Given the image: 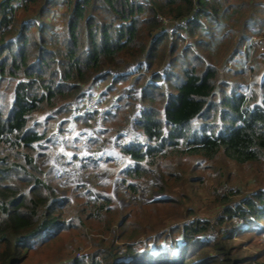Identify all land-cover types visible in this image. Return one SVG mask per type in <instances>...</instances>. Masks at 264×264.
Wrapping results in <instances>:
<instances>
[{"label":"trees","instance_id":"16d2710c","mask_svg":"<svg viewBox=\"0 0 264 264\" xmlns=\"http://www.w3.org/2000/svg\"><path fill=\"white\" fill-rule=\"evenodd\" d=\"M57 6L63 8L60 28L48 18ZM163 19L169 21L166 26ZM180 21L185 26L175 27L170 42L166 28ZM263 26L264 0H0V264H84L57 260L64 242L58 243L64 232L74 230V220L82 226L92 217L90 201H82L69 218L68 209L79 204V190L60 197L52 182L57 167L41 162L48 150L59 147L61 124L71 121L85 91L99 79L109 92L123 83L125 91L141 93L132 101L120 92L121 104L112 106L121 115L110 109L103 116V122H119L136 105L140 110L136 132L143 141L131 131L130 140L118 143L124 166L116 177L135 206L144 195H161L142 205V226L135 234L127 233L133 207L125 215L118 208L111 211L106 229L117 220L124 249L114 239H98L91 263L264 264V248L256 256H241V246L233 252L231 239L233 232L264 239V188L233 206L232 198H221L218 204L225 209L219 224L228 227L227 239L208 237L209 223L200 219L163 232V220L149 215L154 204L174 200L168 177L177 175L176 163L185 156L197 164L220 158L239 167L257 166L264 184V76L246 93L250 83L244 68L256 45L249 35ZM223 43L227 61L251 44L242 52L244 65L225 69L227 78L214 67V52ZM133 65L137 72L125 73ZM39 114L46 116L39 119ZM97 116L94 111L79 119L85 125L93 120L86 144H97L94 150L110 130L121 139L125 124L97 127ZM55 123L59 130L53 131ZM77 142L66 144L73 158ZM99 162L89 157L80 166L93 177L100 164H108ZM140 236L146 240L133 244ZM56 242V258L39 260L37 251L50 250Z\"/></svg>","mask_w":264,"mask_h":264},{"label":"rangeland","instance_id":"374dc122","mask_svg":"<svg viewBox=\"0 0 264 264\" xmlns=\"http://www.w3.org/2000/svg\"><path fill=\"white\" fill-rule=\"evenodd\" d=\"M53 10L54 12L50 13L48 18L54 21L56 26L60 28L62 24L59 14L63 8L57 6L55 9L53 8ZM164 25L166 26L165 23ZM168 29L173 28L168 27ZM175 30V28L171 32L166 30L170 42L175 37V34H173ZM178 31L180 32L181 30ZM182 35L184 36V34ZM248 39L250 43L256 45L250 50V55L245 65L242 52L245 50L246 44L251 46L250 43L244 44L242 52H239L230 61L226 60V43L221 44L214 52L215 60L218 61L214 67L220 71V76L223 75L221 78H227L224 76L225 74H223L227 72L225 71L226 68H231L233 70L236 66L239 67L240 64H243L244 68H247L246 82L250 83V87H248L246 93H248L249 88L254 87V82L255 84H260L264 76V54H261L264 53V26L261 27V32L258 34H250ZM188 40L189 38L186 39V42ZM126 69L125 73L130 75H134L137 72L136 65L129 68L127 67ZM243 79L241 81H243ZM130 81L131 80H129L127 84H129ZM108 82L109 81H107V83ZM116 87V91L109 92L107 85L100 79L90 85L85 91L86 94L82 98L81 103L77 105L78 109L75 108V114L71 121L69 120L66 125L61 124V128L64 131L58 134V138L62 139L59 147H57V149L48 150L46 152L47 157L41 162V165H55L57 167L55 172L53 170L52 182L56 193L60 197L69 196L71 190L78 188L79 191L75 192V194H79V204L73 205L68 209V212H70L69 218L74 219L82 201L87 203L90 201L87 209L89 212H93L92 217H87L82 226L74 220V230L69 229L67 232H64L63 237L59 239L60 242L58 244L64 242L63 246H61L63 251L57 258V260L59 258H65V260L60 261L61 263L78 259L82 260L84 264H92L89 255L93 253L95 243L98 239H114V243L118 244L121 249H124L123 244L126 242L120 239L121 229L118 227L117 220L113 221L111 226L106 229L107 221L110 219L109 213L115 208H118L121 210V215H125L129 211L127 207H133L136 214L130 218L132 226L127 233L129 235L135 234L142 226V212H144V206L142 209V205L157 199L161 195L159 192H155L150 197L142 195L143 198L141 202L135 206V200L129 198V194L124 190L120 178L116 177V171L124 166V161L117 150L118 143L130 140L131 131H135L137 140L143 141L139 133L136 132L138 130L137 125L140 114L138 105L135 106V111L127 118L119 117L121 118L119 122L115 121L116 118H114L115 120L103 122V116L108 115L110 109L112 113L114 112V114L121 115L116 109H113L114 106L117 107L121 104L118 98L120 92L124 94L127 93V96L131 95L132 101H138L140 98L141 93L137 88L125 91L128 85L123 83L117 84ZM92 101H94L98 107H101L98 110H92V112H97L98 115L96 121L97 127H107L111 129L112 127L123 126L124 123L122 120L125 121L123 131L120 133L122 138L117 139L114 132L110 130V133L100 138L101 143L99 144L101 145L98 147L99 150H94L97 144L92 148H89L86 144L91 137V130H89L88 125H93V120L92 122L89 121L88 125L80 123L79 121L82 116L80 114L81 110H86ZM45 116L46 115L39 114L38 118L44 119ZM54 125L55 127L51 129H53V131L59 130L56 127L58 124L55 123ZM120 129H122V127H120ZM73 139L79 140V142H77L79 149L73 152L76 154L74 155L75 158L65 151L67 150L66 144L72 142ZM82 141L86 142L81 143ZM62 147L63 150L60 153ZM59 154L64 155L63 159L59 157ZM89 157L95 160L99 159V163H101V161L103 162V160L108 162L106 166L100 164L101 170H94L93 177L87 175L80 166V162H84L85 159ZM67 161L70 163H67ZM197 163L194 157L185 156L180 158V161L176 163L177 175L168 177L169 183L172 185L171 190L174 200L167 203L154 204V208L150 210L149 215L152 218L163 220L164 227L161 229L163 232L174 226H179L181 228L187 221L200 219L208 221L209 223L208 237L227 239L230 236V233H228L229 231L226 230L228 227L219 224V218L225 208L221 207L218 203L222 197H229L234 200L229 206H233L238 200L248 198L255 190L264 188V184L257 178L259 167L254 165L239 167L228 160L220 158L210 164L205 162L201 164ZM261 170V179L264 181V167H261ZM159 182V177L155 176L154 183ZM102 205H105V207H102ZM188 211L193 214L188 216ZM178 217L179 219H174ZM233 221L235 222L237 220L233 219ZM146 237L147 236H140L132 243L134 244V242L138 240L145 241ZM231 239L232 243L235 245L233 252L238 251V245L241 246V256L247 253L256 256V253L264 248V239L261 237L251 238L233 232ZM56 244L57 242L50 250L37 251L38 253L36 256H41L38 259L42 260L45 257L56 258L58 254V247H56L58 244ZM93 260L97 262L100 261L98 257L93 258Z\"/></svg>","mask_w":264,"mask_h":264},{"label":"built area","instance_id":"2783aa9c","mask_svg":"<svg viewBox=\"0 0 264 264\" xmlns=\"http://www.w3.org/2000/svg\"><path fill=\"white\" fill-rule=\"evenodd\" d=\"M163 22L165 23V24H167L169 21L167 20V19H163ZM185 26V24H184V21H180V22H174L173 24H171L170 26H168V27H172L173 29L176 27V26ZM168 27L166 28V30L168 31V32H171L173 29H168ZM101 107H98L95 103H94V101H92L91 102V104L89 105V107L86 109V110H81V115L83 116V115H85V114H87V113H89V112H92V110H98V109H100ZM78 112V111H77ZM81 115H79V116H81Z\"/></svg>","mask_w":264,"mask_h":264}]
</instances>
